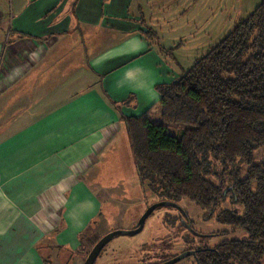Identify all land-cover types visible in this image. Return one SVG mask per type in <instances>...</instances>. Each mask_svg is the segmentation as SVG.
<instances>
[{
    "label": "crops",
    "instance_id": "obj_1",
    "mask_svg": "<svg viewBox=\"0 0 264 264\" xmlns=\"http://www.w3.org/2000/svg\"><path fill=\"white\" fill-rule=\"evenodd\" d=\"M171 4L0 3V264H59L44 258L46 245L70 264L102 218L108 199L101 196L112 192L103 186L128 169L132 153L111 101L121 105L134 95L126 116L159 110L161 121L156 87L190 69L175 55L183 44L165 48L162 29L144 13L171 11ZM142 18L157 41L143 37ZM161 48L173 50L177 65Z\"/></svg>",
    "mask_w": 264,
    "mask_h": 264
},
{
    "label": "trees",
    "instance_id": "obj_2",
    "mask_svg": "<svg viewBox=\"0 0 264 264\" xmlns=\"http://www.w3.org/2000/svg\"><path fill=\"white\" fill-rule=\"evenodd\" d=\"M143 37L157 34L139 20ZM160 52L177 65L173 50ZM161 121L126 116L139 180L160 200H189L246 238L196 250L197 264H264V0L178 79L156 87ZM170 126H181L173 135ZM227 202L237 209H223Z\"/></svg>",
    "mask_w": 264,
    "mask_h": 264
},
{
    "label": "rangeland",
    "instance_id": "obj_3",
    "mask_svg": "<svg viewBox=\"0 0 264 264\" xmlns=\"http://www.w3.org/2000/svg\"><path fill=\"white\" fill-rule=\"evenodd\" d=\"M171 2V11L146 9L144 13L147 19L149 16L154 18L158 30L162 29L160 39L165 48L183 44L175 55L182 65L191 68L198 56L201 57L217 45L237 22L250 16L262 0H240V3L238 0H197L196 4L193 0ZM0 3L6 6L8 0H0ZM159 12L161 16H157ZM165 12L167 15L163 16ZM2 29H7V22L2 25ZM175 71L171 74L170 82L182 74L180 70ZM151 115L155 123H160L159 110H154ZM169 131L179 135L182 129L181 126H170ZM127 135L125 132L124 141L130 148ZM263 153V150L256 152L257 162ZM109 164L114 167V163ZM103 187L112 190L111 198L109 194L101 196L104 200L108 199L103 203L102 218L84 235L82 248L72 256L70 264H84L94 246L105 235L115 231H133L146 211L160 203L148 184L140 182L132 153L128 169L120 173L114 184L107 183ZM179 206L180 209L170 206L156 209L147 219L141 233L116 237L103 250L96 264H162L188 251L212 249L225 240L246 238L241 230L217 222L220 210L213 218H209L189 200H182ZM223 206V209H237L230 202ZM42 254L44 258L52 259V263L62 264L60 258L56 259L57 253L52 252L47 245L43 247ZM177 264L197 262L194 257H190Z\"/></svg>",
    "mask_w": 264,
    "mask_h": 264
},
{
    "label": "water",
    "instance_id": "obj_4",
    "mask_svg": "<svg viewBox=\"0 0 264 264\" xmlns=\"http://www.w3.org/2000/svg\"><path fill=\"white\" fill-rule=\"evenodd\" d=\"M164 206H170V207H174V208H179L180 209L179 205H177L175 203H172V202H168V201H163V202H160V203H157V204L153 205L142 216V218L140 219L137 227L133 231H115V232L109 233V234L105 235L104 237H102L98 241V243L94 246V248L92 249V251L88 255V257H87V259H86L84 264H96V261L100 257V255L103 252V250L116 237H118V236H131V235H137V234L141 233L142 230L144 229V226H145V223H146L147 219L151 216V214L156 209H158L160 207H164ZM196 254H197L196 251H188V252H185L182 255H179L176 258H174L172 260H169V261H167L165 263H162V264H177V263L183 261L184 259H187V258H190V257H194L195 258Z\"/></svg>",
    "mask_w": 264,
    "mask_h": 264
},
{
    "label": "flooded vegetation",
    "instance_id": "obj_5",
    "mask_svg": "<svg viewBox=\"0 0 264 264\" xmlns=\"http://www.w3.org/2000/svg\"><path fill=\"white\" fill-rule=\"evenodd\" d=\"M193 251H196V250H193Z\"/></svg>",
    "mask_w": 264,
    "mask_h": 264
}]
</instances>
